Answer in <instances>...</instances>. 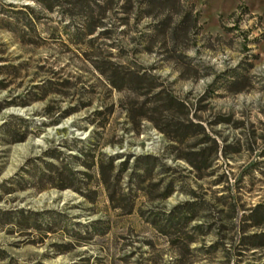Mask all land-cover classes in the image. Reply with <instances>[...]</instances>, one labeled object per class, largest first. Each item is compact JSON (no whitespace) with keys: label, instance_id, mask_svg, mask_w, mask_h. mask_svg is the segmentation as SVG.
I'll return each mask as SVG.
<instances>
[{"label":"rangeland","instance_id":"1","mask_svg":"<svg viewBox=\"0 0 264 264\" xmlns=\"http://www.w3.org/2000/svg\"><path fill=\"white\" fill-rule=\"evenodd\" d=\"M0 264H264V0H0Z\"/></svg>","mask_w":264,"mask_h":264},{"label":"trees","instance_id":"2","mask_svg":"<svg viewBox=\"0 0 264 264\" xmlns=\"http://www.w3.org/2000/svg\"><path fill=\"white\" fill-rule=\"evenodd\" d=\"M172 100V99H171ZM149 171L151 172V168L149 169ZM170 187V186H169ZM171 188V187H170Z\"/></svg>","mask_w":264,"mask_h":264}]
</instances>
